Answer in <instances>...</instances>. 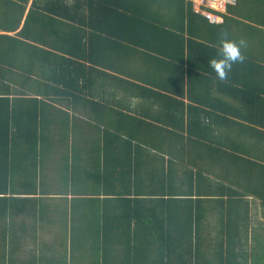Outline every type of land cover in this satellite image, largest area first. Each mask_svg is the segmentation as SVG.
Masks as SVG:
<instances>
[{
  "label": "trees",
  "instance_id": "obj_1",
  "mask_svg": "<svg viewBox=\"0 0 264 264\" xmlns=\"http://www.w3.org/2000/svg\"><path fill=\"white\" fill-rule=\"evenodd\" d=\"M244 1L256 17L264 16L258 12L264 10V0H237L236 6ZM5 3L0 6L5 31L0 34V233L7 226L16 231L17 216L21 223H47L53 218L82 244L73 246L71 258L62 255L67 251L63 244L58 258H26L22 264H264V258H254L264 253L261 243L253 258L242 257V248L234 246L241 241L239 230L224 229L227 242L216 245L204 236V220L209 219L204 206L213 208V202L221 212L220 222L228 226L242 221L235 208L247 199L225 183L232 180L229 172L221 171L220 181L212 183L201 166L186 165L194 155L191 164H196L201 155L188 150L186 140L194 145L201 137L178 133L183 122L177 118L178 110L187 109L193 122V107L176 98L184 91L165 72L176 66L180 53L193 54L204 48V40L224 38L206 16L194 11L195 4L191 0ZM234 6L225 13H212L226 24L227 13L237 10ZM205 30L211 37L203 34ZM51 95L70 106L83 98L106 111L98 117L89 115V135L66 128L57 136L46 134L42 125L53 115L20 108L22 101L28 106L40 104L38 96ZM218 137L219 144L225 143L224 136ZM55 138L64 145L61 149ZM50 152L62 162L57 182L65 188L55 191L59 202L48 204L32 196L44 192L37 178L49 171ZM219 152L226 154L224 158L229 153ZM0 264L14 262L11 257L0 258Z\"/></svg>",
  "mask_w": 264,
  "mask_h": 264
},
{
  "label": "crops",
  "instance_id": "obj_2",
  "mask_svg": "<svg viewBox=\"0 0 264 264\" xmlns=\"http://www.w3.org/2000/svg\"><path fill=\"white\" fill-rule=\"evenodd\" d=\"M13 1L0 0V6H3L2 3ZM247 6L249 4L244 1L242 5L236 6L237 10L234 13H227L226 24L223 23L224 19L218 24L208 21L216 26L214 29L216 34L220 32L224 38L236 42L244 41L241 51L245 59L243 62L233 65L226 79H219L210 65V60L219 58L222 38L216 39L214 42L204 40V48L199 49L198 52L194 51L193 54L186 51L180 53L176 57V66H168L165 76L175 77L171 82L178 89L182 88L184 96H174L178 100H182L185 107L186 105L193 107V122L189 119L187 109L178 110L177 118H183L182 130L180 129L178 133L184 135L192 133L195 134L194 136L201 137L199 138L201 142L193 139L195 140L194 145L186 140L188 150L201 152L198 160L195 159L196 164H191V160L195 158L194 155L187 162L189 163L186 164L187 167L201 166L212 183L220 181L221 171L229 172L232 180L231 182L226 180L225 183L232 184L238 192L244 193L247 199L246 204L235 208L237 214L242 216V221L235 220L228 226L220 222L221 212L218 211V207H214L213 202H210L213 208L204 206V211L209 217L204 220L207 224L203 228L204 236H209L211 243L216 245L218 242H227L228 237L222 235L224 229L239 230L242 232L241 241L236 240L234 246L242 248L243 258H253L254 248L260 243L264 247V16L257 14L256 17L255 12L249 11ZM258 12L264 15V10ZM3 20L4 18H0V34L5 32L1 26ZM209 32L210 30H205L203 34L206 37H211ZM7 34L13 35L14 33ZM24 59V62L27 63V58ZM12 63L13 65L17 63L19 67L17 60ZM34 63L37 65L38 59ZM177 67H179L177 72H174ZM141 69H145L142 64ZM38 101L43 102L28 106L26 105L28 102L22 101L20 110L30 112L48 110L53 115V119L51 122L43 123L42 128L46 134L53 136L61 134L65 128L67 131L75 129L83 135H89L90 131L87 130L89 115L98 117L106 111L103 107H91L87 104L88 100L86 102L83 98L76 100V102L80 101V105L76 104V106H70L62 97L55 95L38 96ZM111 102L113 100L109 98L108 104ZM63 117H67L68 121ZM219 134L224 136L225 143H218V141H222L218 137ZM54 142L59 148L60 144L56 138ZM68 144V153L70 154L73 151L70 147L72 142L69 141ZM81 149L87 151L85 147H81ZM219 150L229 152L225 156L226 158L223 156L226 154L220 153ZM229 154L235 155L236 159ZM47 177V173L43 177L39 175L37 181L46 182ZM32 197L37 200L43 199L49 204L56 202L52 199L56 198L57 194L55 191L41 192ZM211 199L218 200L219 197ZM19 217L17 216L15 219L16 222L18 221L16 231L9 229L8 226L1 230L3 239L9 237L10 240L8 243L6 242L5 249L1 250L0 258L11 257L14 264H20L26 258H58L59 249L63 244L67 251L62 255L65 254L71 258L72 252L74 253L73 246L82 245L79 242H74L69 231L70 228L65 229L53 218L47 223H21L19 219L22 218ZM11 231H15L16 235ZM253 235L258 236L257 240ZM28 237H32L33 240L26 241ZM44 249L48 251L43 253ZM75 254H79L76 249ZM254 258H264V253L263 255L260 253Z\"/></svg>",
  "mask_w": 264,
  "mask_h": 264
},
{
  "label": "clouds",
  "instance_id": "obj_3",
  "mask_svg": "<svg viewBox=\"0 0 264 264\" xmlns=\"http://www.w3.org/2000/svg\"><path fill=\"white\" fill-rule=\"evenodd\" d=\"M243 45V40L236 42L231 39L222 38L219 58L210 60V65L219 79H226L233 65L244 61L245 56L241 51Z\"/></svg>",
  "mask_w": 264,
  "mask_h": 264
},
{
  "label": "rangeland",
  "instance_id": "obj_4",
  "mask_svg": "<svg viewBox=\"0 0 264 264\" xmlns=\"http://www.w3.org/2000/svg\"><path fill=\"white\" fill-rule=\"evenodd\" d=\"M63 146L64 145L59 146V149L62 148ZM53 154H54V152H50V154L47 155L48 159L46 160V164L48 165L47 169L49 171L47 172L48 177L46 179V182L40 181V182H42L43 190L46 193H49L50 191H58V189L60 191H62L65 188L63 183H56L58 181V179H61L60 176H62V175L58 176V174L59 173H63L62 172L63 166L61 164L62 162L60 160H58V159H55L56 157H54ZM54 163H56V164L54 165ZM52 182H55V183H52ZM58 197L59 196H57L56 198H53L52 201L59 202L60 200H59ZM0 236L3 237V234L0 233ZM9 240H10L9 237L7 239H0V257L2 256L1 250L5 249V244H6V242L8 243ZM28 240H33V238L32 237H28V239L26 241H28ZM46 251H48V250L44 249L43 253L46 252ZM20 264H22V262Z\"/></svg>",
  "mask_w": 264,
  "mask_h": 264
},
{
  "label": "built area",
  "instance_id": "obj_5",
  "mask_svg": "<svg viewBox=\"0 0 264 264\" xmlns=\"http://www.w3.org/2000/svg\"><path fill=\"white\" fill-rule=\"evenodd\" d=\"M194 4H196L195 9L199 11L204 16H206L210 22L219 23L222 21V17L212 13V11L225 13L228 6L236 5L237 0H191ZM205 8L206 10H201V8Z\"/></svg>",
  "mask_w": 264,
  "mask_h": 264
}]
</instances>
